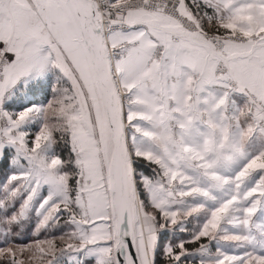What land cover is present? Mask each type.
Listing matches in <instances>:
<instances>
[{"label":"snow or ice","instance_id":"obj_1","mask_svg":"<svg viewBox=\"0 0 264 264\" xmlns=\"http://www.w3.org/2000/svg\"><path fill=\"white\" fill-rule=\"evenodd\" d=\"M0 264H264V0H0Z\"/></svg>","mask_w":264,"mask_h":264}]
</instances>
